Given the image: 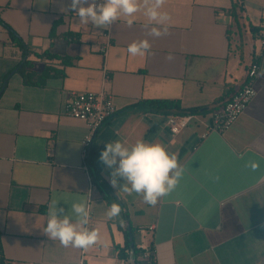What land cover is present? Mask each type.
Returning a JSON list of instances; mask_svg holds the SVG:
<instances>
[{
	"label": "crops",
	"instance_id": "1",
	"mask_svg": "<svg viewBox=\"0 0 264 264\" xmlns=\"http://www.w3.org/2000/svg\"><path fill=\"white\" fill-rule=\"evenodd\" d=\"M69 3L0 0V242L7 264H136L133 251L126 259L118 254L124 228L135 231L138 245L155 248L156 264H264V0H166L168 34L160 38L147 35L142 14L132 27L121 18L107 37L79 24L74 11H60ZM142 39L151 42V54L130 56L127 46ZM255 59L257 94L225 133L207 132L213 111L173 134L166 123L172 113L135 106L145 99H174L185 108L226 102ZM25 60L37 73L52 66L63 74L28 85L13 71ZM86 91H104L118 107L87 158L82 142L89 128L65 113L72 92ZM116 140L158 143L175 153L184 168L175 191L154 206L117 192L112 169L99 159ZM88 198L91 228L107 246L83 257L42 229L51 201L71 214L74 202ZM113 202L122 211L107 220Z\"/></svg>",
	"mask_w": 264,
	"mask_h": 264
},
{
	"label": "clouds",
	"instance_id": "2",
	"mask_svg": "<svg viewBox=\"0 0 264 264\" xmlns=\"http://www.w3.org/2000/svg\"><path fill=\"white\" fill-rule=\"evenodd\" d=\"M165 4L166 0H70L60 11L65 14L74 11L79 24H90L103 30L110 29L121 18L128 27H132L137 21V14H142L147 19L144 24L147 35L160 38L168 34L170 21L168 12L163 10ZM151 48V42L142 39L130 43L127 52L133 57H143L151 54ZM173 58L171 54L167 56L169 61ZM99 159L106 167L112 169L110 184L117 192L122 190L129 195L135 193L152 206L175 191L184 173L175 153H169L161 144L143 140L132 144L121 140L108 142ZM249 166L253 171L259 167L256 162ZM118 178L124 181L123 185H118ZM89 201L88 198L74 202L71 214L65 213L63 208H58L57 201H51L43 233L52 241L58 240L65 248L73 247L87 251L96 245L106 247L99 230L89 227ZM121 211L120 205L113 202L106 209L105 217L107 220H114L120 216Z\"/></svg>",
	"mask_w": 264,
	"mask_h": 264
},
{
	"label": "built area",
	"instance_id": "3",
	"mask_svg": "<svg viewBox=\"0 0 264 264\" xmlns=\"http://www.w3.org/2000/svg\"><path fill=\"white\" fill-rule=\"evenodd\" d=\"M104 34L107 37H110V29L105 30ZM107 47V45L102 46L101 51L105 53ZM262 52L264 53V35L262 37ZM260 71L261 65L259 59L253 60L239 90L235 92L222 107L211 113V119L207 123V132L216 131L225 133L231 129L233 124L257 94L254 83ZM117 111L118 107L116 106L113 97L104 91L72 92L70 98L66 102L65 113L73 118L86 122L89 128V132L82 142L83 157L87 158L96 133L109 118L117 113ZM195 119H200V115L170 114L166 118V123L169 125L170 131L173 134H177L189 126V124ZM203 136H206V134ZM92 219L93 212L91 210L89 222L90 228ZM153 228V226L150 227V229ZM96 249L100 250V246H97ZM138 250L140 251V256L137 264H156L155 248L151 244L145 245L141 243L138 245ZM82 253L84 257L85 251L82 250Z\"/></svg>",
	"mask_w": 264,
	"mask_h": 264
},
{
	"label": "trees",
	"instance_id": "4",
	"mask_svg": "<svg viewBox=\"0 0 264 264\" xmlns=\"http://www.w3.org/2000/svg\"><path fill=\"white\" fill-rule=\"evenodd\" d=\"M5 25L9 29L11 39L17 42L20 46H22L25 49V45H24L22 38L17 34V32L11 26H9L6 23ZM53 32L54 30L52 29V33ZM64 62H67V61L64 59ZM29 66H30L29 61L25 60L18 67L13 69V71H18L22 74L24 82L28 85H43L48 77L52 75L63 74V71L53 68L52 66H46L41 73H37L35 70H33ZM2 92H3V87L0 90V97H1ZM222 101L223 100L221 98L217 99L214 103V106H209V107L185 108L181 105V103L178 100H174V99H145V100L138 101L135 104V106L146 105L153 112L166 113V114L167 113L203 114L208 111H215L219 109L220 107H222L226 103ZM127 217L128 216L124 213L123 218L126 219ZM121 223H122V220L119 221L120 225ZM124 232L126 236L125 246L118 248V251H119L118 254L121 258L126 259L130 256V252L133 251L136 264H137L139 262L140 251L138 250V242H137V237L135 236V231L132 228L130 230L128 228L126 229L124 228ZM0 264H7L6 258L1 248V242H0Z\"/></svg>",
	"mask_w": 264,
	"mask_h": 264
}]
</instances>
